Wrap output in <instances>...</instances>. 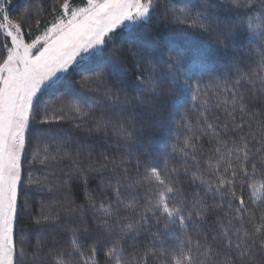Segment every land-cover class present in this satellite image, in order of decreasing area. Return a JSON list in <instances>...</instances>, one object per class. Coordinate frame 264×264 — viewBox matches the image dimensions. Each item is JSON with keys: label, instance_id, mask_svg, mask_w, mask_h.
Returning a JSON list of instances; mask_svg holds the SVG:
<instances>
[{"label": "snow or ice", "instance_id": "snow-or-ice-1", "mask_svg": "<svg viewBox=\"0 0 264 264\" xmlns=\"http://www.w3.org/2000/svg\"><path fill=\"white\" fill-rule=\"evenodd\" d=\"M10 9L0 0V264H264V0L165 4L171 28L214 42L198 57L153 34L160 0ZM217 56L224 68L205 81ZM129 57L142 69L134 83ZM74 73H85L81 89H104L99 107L84 110ZM189 92L170 154L180 162L161 166L156 138L173 131ZM26 163L59 168L55 181L29 172L27 185L64 196L55 208L41 200L21 229ZM78 180L83 203L69 195Z\"/></svg>", "mask_w": 264, "mask_h": 264}, {"label": "trees", "instance_id": "trees-1", "mask_svg": "<svg viewBox=\"0 0 264 264\" xmlns=\"http://www.w3.org/2000/svg\"><path fill=\"white\" fill-rule=\"evenodd\" d=\"M29 2V0H10L11 3V13L13 16L17 15L19 11ZM33 2L37 5H40L42 3V0H33ZM200 0H160L161 3V15L159 17V22H154L153 28L154 32L153 34L159 33L162 37L165 43L170 44L174 47L181 48L183 50H186L188 53L192 54L193 56H200L204 54H211L215 50L214 42L206 35H201L195 30L191 29H173L171 28L167 22L164 20L163 15V6L165 4H169L170 6L174 7L175 9L180 8H193L196 7L199 4ZM70 3H72L73 7H83L86 4V0H70ZM42 31V29H41ZM35 33L33 34V37L35 36ZM119 43V39L117 40ZM169 49L165 47L161 53L162 57L164 59L167 58ZM224 68V60L219 58L217 56V61L214 64L208 65L207 72L204 73L205 81L210 79L208 73H211V76L214 77L219 74V70H223ZM216 69V70H214ZM142 69H138L136 65V60L132 57H129L128 63L125 67V75L127 79L130 82H135V75L138 74V72ZM85 73H74L72 80H73V87L74 92L73 95L76 96L81 102V104L84 105V110L88 111L90 108L99 107L96 104L97 99L104 100L103 96V88H96L95 85H92V87L95 89V95L93 92H90L87 87L81 89L78 85L75 84L76 81H79L81 78V75H84ZM191 93H186L185 99L187 100L186 103H181L178 108L175 109V115L173 117V131H171L169 134L164 136H157L155 143L157 144V147L154 149V151L157 153V159L159 160V163L161 166L164 164V157L168 156L170 160L175 159L176 163L179 164V154L177 153L176 157L171 156L172 152V144L173 142H179L183 139L185 130L179 129L176 130L175 122L180 120V117L182 114H184L185 108H192V103L190 101ZM40 117H37V120H39ZM190 121L195 120V115L189 116ZM36 127H39V125H36ZM63 128L69 135H75L76 131L73 128V125L68 123L67 121L63 122ZM36 147L35 143V133L33 134V143L29 146L28 149V160H32V152ZM112 148H115V145H111ZM134 159V157H133ZM68 161H64V165H67ZM172 166L171 164L169 165ZM66 170V169H65ZM31 172L33 179H41L44 180V177L47 176L49 180L55 181L57 177L60 175L59 168L53 169V168H45L42 167L39 163H35L31 166H29L27 163L25 165V171H24V177H25V185L23 186L21 193H20V202L23 205L25 202H27L28 209L23 213L22 219L19 222L18 228H23L24 225L29 223V220L31 217H34L35 214L40 210L41 204L40 201L44 200L47 204L52 205L54 208L56 207V202L61 201L64 196L63 190L57 193H48V192H41L36 187H29L27 185V178L28 174ZM97 183L99 181L93 180L91 182V188L95 189ZM93 195L96 193L93 192ZM107 194V193H105ZM69 195L72 198H75L77 203H83L85 198V192H84V186L81 181H76L75 184L72 186L71 192ZM71 223V221H68ZM160 228L163 229L164 225L163 223L160 225ZM18 237L20 235H24L25 238L30 241L31 243H35L34 235L30 233H17ZM175 240V237H172V241ZM171 242V241H170ZM101 264H103V257L100 258Z\"/></svg>", "mask_w": 264, "mask_h": 264}]
</instances>
